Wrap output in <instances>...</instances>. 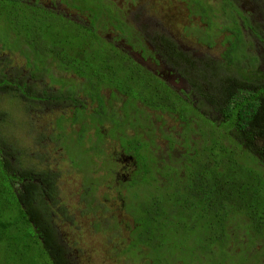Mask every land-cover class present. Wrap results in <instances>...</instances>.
I'll return each mask as SVG.
<instances>
[{"label": "flooded vegetation", "instance_id": "flooded-vegetation-1", "mask_svg": "<svg viewBox=\"0 0 264 264\" xmlns=\"http://www.w3.org/2000/svg\"><path fill=\"white\" fill-rule=\"evenodd\" d=\"M252 101L264 111V0H0L6 237L53 264H220L215 162L244 152L227 115ZM193 235L205 245L175 242ZM258 242L225 264H264Z\"/></svg>", "mask_w": 264, "mask_h": 264}, {"label": "trees", "instance_id": "trees-1", "mask_svg": "<svg viewBox=\"0 0 264 264\" xmlns=\"http://www.w3.org/2000/svg\"><path fill=\"white\" fill-rule=\"evenodd\" d=\"M242 97L247 99V94H242ZM241 102L244 105V101ZM259 107L258 101H252L249 107H244L235 115H227L234 116L240 130V142H236V151H240L239 148L242 147L244 152H237L233 154L234 157L230 154L215 162V246L218 247L216 252L221 254L220 264H225L223 248L227 245L238 242L239 246L242 243L249 246L256 241L264 245V179H261L264 161L255 162L257 155H264V128L261 129L259 125L264 111ZM262 124L264 126V122ZM223 135L233 139L228 130H225ZM227 218H230V221ZM8 219L9 217L0 221V242H7L12 248L17 247L19 252V246L23 247V242L16 244L12 240L15 236L12 235L9 239L5 235V231L17 223H9ZM246 229L252 230L251 237L241 233V230ZM182 241L181 238L175 239L176 243ZM32 244L40 246V241L32 240ZM193 245L201 247L205 244L193 240ZM35 249L45 252L44 247ZM44 252L41 257L44 256L53 264L51 255ZM218 261L215 259V262Z\"/></svg>", "mask_w": 264, "mask_h": 264}, {"label": "rangeland", "instance_id": "rangeland-1", "mask_svg": "<svg viewBox=\"0 0 264 264\" xmlns=\"http://www.w3.org/2000/svg\"><path fill=\"white\" fill-rule=\"evenodd\" d=\"M219 10H221L220 21H222L224 25L229 24L227 23V21H232L230 11L222 10V8H220ZM216 15L218 14L215 13V17ZM46 37L48 36H45L43 38H46ZM236 57L237 56H234L233 59H236ZM11 106L13 105H10V107H8V111L10 112V114L8 115H9V120L11 121V123L7 125L6 122L1 121V124L3 125L5 129H7L9 133H11L15 137L16 141L21 145V143L23 142V139L20 137L19 125L21 124V120H22L21 114L23 113V109L18 108L16 110L15 107H11ZM13 124L16 126H13ZM0 174H1V170H0ZM3 200H4V193L2 190H0V221L8 217H11V215L5 214L6 213L5 207L1 203ZM168 216H171V215H168ZM12 230H16V228L13 227ZM11 235L15 236L13 237L12 240H14L16 244H19V241L23 243H27V240L24 239L23 237H17V235L14 233H11ZM190 239L198 241L203 238L200 235H193L190 238L189 237L182 238L183 242H188ZM260 243L261 242H258V244ZM238 246H239L238 242L234 243L233 245V247H238ZM19 249L21 251L18 252L17 247L12 248L11 246L8 245L7 242H3V241L0 242V264H4L3 258H6L7 261H9V263L19 262V264H52L50 261L48 262V260L44 256L41 257V255L43 254L42 252H44L43 250H38V249H35L34 247H29L27 250H24L22 246H19ZM17 259H19V261Z\"/></svg>", "mask_w": 264, "mask_h": 264}]
</instances>
